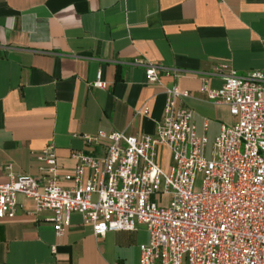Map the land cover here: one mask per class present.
Instances as JSON below:
<instances>
[{
	"label": "crops",
	"instance_id": "1",
	"mask_svg": "<svg viewBox=\"0 0 264 264\" xmlns=\"http://www.w3.org/2000/svg\"><path fill=\"white\" fill-rule=\"evenodd\" d=\"M134 60L158 67L159 85L146 83ZM222 62L239 76L264 72V0H0V183L6 166L36 177L47 144L69 173L72 153L98 152L81 135H153L162 89L172 86L188 93L177 105L192 112L209 149L233 121L200 92L220 87L211 74ZM97 77L104 89L91 87ZM143 107L147 115L136 116ZM157 164L167 170V150ZM17 204L14 218L0 221V264H138L147 243L141 226L94 237L77 214L56 238L50 212L32 215L21 195Z\"/></svg>",
	"mask_w": 264,
	"mask_h": 264
},
{
	"label": "built area",
	"instance_id": "2",
	"mask_svg": "<svg viewBox=\"0 0 264 264\" xmlns=\"http://www.w3.org/2000/svg\"><path fill=\"white\" fill-rule=\"evenodd\" d=\"M132 64L142 68L146 83L159 85L158 67ZM211 76L220 87L202 85L200 92L212 105L225 106L233 121L220 126L209 149L195 131L192 112L177 105L188 93L163 88L162 118L151 136L81 135L98 152L72 153L69 173L58 171L52 144L40 151L34 178L6 166L0 221L14 218L21 195L32 203V215L51 213L56 238L71 214L94 237L143 227L147 243L138 247V264H264V72L239 76L222 62ZM91 87L104 84L97 77ZM134 114L146 116L147 109ZM160 148L169 153L166 171L157 164Z\"/></svg>",
	"mask_w": 264,
	"mask_h": 264
},
{
	"label": "rangeland",
	"instance_id": "3",
	"mask_svg": "<svg viewBox=\"0 0 264 264\" xmlns=\"http://www.w3.org/2000/svg\"><path fill=\"white\" fill-rule=\"evenodd\" d=\"M199 185H200V177H198L195 181V185H194V190L198 191L199 190Z\"/></svg>",
	"mask_w": 264,
	"mask_h": 264
}]
</instances>
